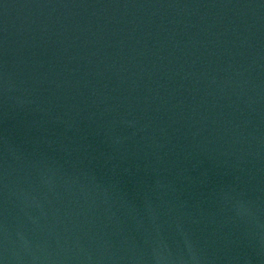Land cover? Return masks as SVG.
I'll return each mask as SVG.
<instances>
[{
  "label": "water",
  "instance_id": "95a60500",
  "mask_svg": "<svg viewBox=\"0 0 264 264\" xmlns=\"http://www.w3.org/2000/svg\"><path fill=\"white\" fill-rule=\"evenodd\" d=\"M0 264H264V0H0Z\"/></svg>",
  "mask_w": 264,
  "mask_h": 264
}]
</instances>
